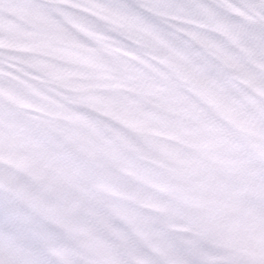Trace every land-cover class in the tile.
<instances>
[{"label": "snow or ice", "instance_id": "snow-or-ice-1", "mask_svg": "<svg viewBox=\"0 0 264 264\" xmlns=\"http://www.w3.org/2000/svg\"><path fill=\"white\" fill-rule=\"evenodd\" d=\"M0 264H264V0H0Z\"/></svg>", "mask_w": 264, "mask_h": 264}]
</instances>
